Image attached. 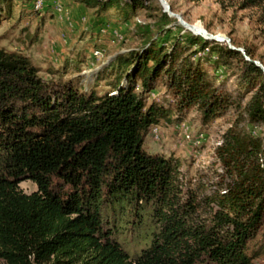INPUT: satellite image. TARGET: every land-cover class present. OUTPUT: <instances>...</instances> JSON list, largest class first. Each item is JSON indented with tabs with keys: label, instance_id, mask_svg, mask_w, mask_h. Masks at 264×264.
<instances>
[{
	"label": "trees",
	"instance_id": "1",
	"mask_svg": "<svg viewBox=\"0 0 264 264\" xmlns=\"http://www.w3.org/2000/svg\"><path fill=\"white\" fill-rule=\"evenodd\" d=\"M74 1L99 15L115 10L123 20L145 4ZM0 6L1 20L14 3L0 0ZM162 18L171 20L166 12ZM185 41L180 46L177 37L165 50L147 37L143 47L118 55L112 89L104 93L72 79L47 80L29 56L0 46V258L7 264H253L263 255L260 135L241 120L232 124L216 148L230 179L201 201L192 192L184 197L176 161L144 148L166 113L146 96L162 79L178 108L196 106L204 124L241 105L214 83L201 56L184 55L197 45L205 59L227 68L241 51L193 35ZM239 79L260 84L243 109L249 124H263L264 69L251 57ZM27 179L38 187L31 194L19 186ZM206 205L214 207L203 218ZM127 223L146 229L148 243L136 255L121 238Z\"/></svg>",
	"mask_w": 264,
	"mask_h": 264
},
{
	"label": "rangeland",
	"instance_id": "2",
	"mask_svg": "<svg viewBox=\"0 0 264 264\" xmlns=\"http://www.w3.org/2000/svg\"><path fill=\"white\" fill-rule=\"evenodd\" d=\"M12 1L11 15L0 20V46L29 56L47 80L72 79L77 85L94 87L100 93L112 89L110 82L117 71L116 57L143 47L147 37L163 44L165 50L171 48L177 37L180 46L187 44L185 38L190 35L207 39L187 25L204 30L207 36L211 33L225 38L215 40L219 45L244 50L242 56L233 58L226 68L215 65L214 59H205L197 45H188L186 49L184 55L191 54L195 61L201 60V56L200 62L214 83L232 91L241 102L210 123L202 122L196 106L178 108L176 98L166 86V78L146 94L148 103L156 100L166 113L146 135L144 148L177 162L184 197L192 192L201 201L225 187L230 177L224 172L216 148L232 124L241 120L240 126L260 135L264 141V123L249 124L243 109L260 84L252 88L239 79L244 60L252 57L264 65V2L259 6H246L244 0H167L172 10L183 16L187 22L184 25L165 11L161 0H143L145 4L137 7L128 20L120 18L115 10L99 15L95 9L74 0ZM165 12L171 18L168 22L162 18ZM19 186L27 194L38 188L30 179L20 182ZM213 207L206 205L201 209L203 218H207ZM125 226H128L127 232L121 238L136 255L148 243L145 226L130 223ZM258 240L264 242V229L257 236ZM0 264L7 263L0 258ZM253 264H264V253L253 259Z\"/></svg>",
	"mask_w": 264,
	"mask_h": 264
},
{
	"label": "water",
	"instance_id": "3",
	"mask_svg": "<svg viewBox=\"0 0 264 264\" xmlns=\"http://www.w3.org/2000/svg\"><path fill=\"white\" fill-rule=\"evenodd\" d=\"M161 2H162V4H163V6H164V8H165V11L166 12H168L171 16H175V17H177L178 19H179V22H182L184 25L185 24H187V22H185L184 20H183V16L181 15V14H178V13H175L173 10H172V7H171V5L169 4V2L167 1V0H161ZM207 39L209 38V39H211V40H220V41H224L225 40V38L224 39H222V38H220L218 35H213V34H209V36L208 37H206ZM227 39H229V38H227ZM230 40V39H229ZM231 47L232 48H235V49H237V50H239V51H244L242 48H236L235 46H233V45H231ZM257 64L258 65H260L263 69H264V65L263 64H261L260 62H257Z\"/></svg>",
	"mask_w": 264,
	"mask_h": 264
},
{
	"label": "bare ground",
	"instance_id": "4",
	"mask_svg": "<svg viewBox=\"0 0 264 264\" xmlns=\"http://www.w3.org/2000/svg\"><path fill=\"white\" fill-rule=\"evenodd\" d=\"M188 27L192 28L193 30H195L197 33L199 34H202L204 35L205 37H208L207 34L204 30L198 28V27H195V26H190V25H187Z\"/></svg>",
	"mask_w": 264,
	"mask_h": 264
}]
</instances>
